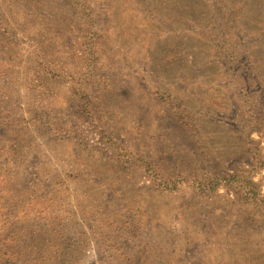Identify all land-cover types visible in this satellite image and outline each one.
I'll use <instances>...</instances> for the list:
<instances>
[{"label": "rangeland", "instance_id": "1", "mask_svg": "<svg viewBox=\"0 0 264 264\" xmlns=\"http://www.w3.org/2000/svg\"><path fill=\"white\" fill-rule=\"evenodd\" d=\"M0 264H264V0H0Z\"/></svg>", "mask_w": 264, "mask_h": 264}, {"label": "trees", "instance_id": "2", "mask_svg": "<svg viewBox=\"0 0 264 264\" xmlns=\"http://www.w3.org/2000/svg\"><path fill=\"white\" fill-rule=\"evenodd\" d=\"M248 185L253 191L255 190V188H253V186H255V184L252 183L251 181H249V179H248Z\"/></svg>", "mask_w": 264, "mask_h": 264}]
</instances>
